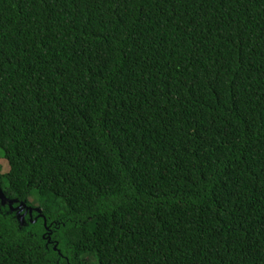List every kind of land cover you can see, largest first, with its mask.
<instances>
[{"label": "trees", "instance_id": "obj_1", "mask_svg": "<svg viewBox=\"0 0 264 264\" xmlns=\"http://www.w3.org/2000/svg\"><path fill=\"white\" fill-rule=\"evenodd\" d=\"M0 150V264H264V0H0Z\"/></svg>", "mask_w": 264, "mask_h": 264}, {"label": "water", "instance_id": "obj_2", "mask_svg": "<svg viewBox=\"0 0 264 264\" xmlns=\"http://www.w3.org/2000/svg\"><path fill=\"white\" fill-rule=\"evenodd\" d=\"M16 203L18 202L10 200L4 195L0 183V205H1L0 207H4L6 204H8L10 211L15 212L17 214V218L21 222L22 226L25 225V221L28 215L30 216V219H35L34 221L32 220L33 222H36L38 219H43L46 222V218L43 215L41 208H33L28 205L27 201L20 202V204H18V206L15 207L14 205ZM34 212L38 214L36 217L34 216Z\"/></svg>", "mask_w": 264, "mask_h": 264}, {"label": "rangeland", "instance_id": "obj_3", "mask_svg": "<svg viewBox=\"0 0 264 264\" xmlns=\"http://www.w3.org/2000/svg\"><path fill=\"white\" fill-rule=\"evenodd\" d=\"M0 168H1L0 171H1L2 174L7 173V171L9 170V165H8L7 161L4 160L3 153H2L1 150H0ZM33 199L34 200L36 199L35 196L33 197ZM91 260H92L93 263L96 262V264H98L96 259L92 258Z\"/></svg>", "mask_w": 264, "mask_h": 264}]
</instances>
